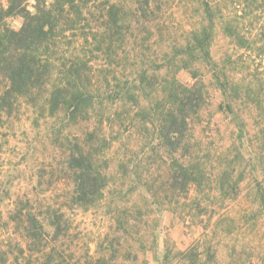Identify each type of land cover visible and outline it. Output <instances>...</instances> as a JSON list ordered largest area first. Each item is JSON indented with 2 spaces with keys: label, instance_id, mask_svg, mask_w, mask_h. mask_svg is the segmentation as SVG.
I'll use <instances>...</instances> for the list:
<instances>
[{
  "label": "trees",
  "instance_id": "1",
  "mask_svg": "<svg viewBox=\"0 0 264 264\" xmlns=\"http://www.w3.org/2000/svg\"><path fill=\"white\" fill-rule=\"evenodd\" d=\"M29 1L7 0L6 8L0 2V128L13 124L23 104L48 120L55 145L66 140V131L85 128L69 142L61 164L71 183L69 207L92 209L106 196L110 177L101 159L110 149L105 145L110 128L119 135L135 130L142 150H149L139 176L143 180L154 167L156 189L143 187L152 200L187 199L191 185L215 177L220 199L234 201L250 178L264 214V0H197L195 20L184 34L158 44L154 32L167 29L165 0H33V11ZM11 17L23 19L18 31L8 26ZM219 35L232 52L214 50ZM71 44L69 54L65 48ZM156 45L159 53H151ZM99 63L104 70L96 79ZM183 71L191 83L179 80ZM214 90L222 97L217 113L227 121L225 132H215L221 141L228 132L229 142L216 156L215 176L191 135ZM4 214L19 242L7 250L0 241V264H72L47 252L69 233L64 210L26 196L0 211V223ZM199 248L189 250L194 264L217 258L211 246Z\"/></svg>",
  "mask_w": 264,
  "mask_h": 264
},
{
  "label": "rangeland",
  "instance_id": "2",
  "mask_svg": "<svg viewBox=\"0 0 264 264\" xmlns=\"http://www.w3.org/2000/svg\"><path fill=\"white\" fill-rule=\"evenodd\" d=\"M0 2L7 7V0ZM165 2L170 6L163 18L167 29L154 32L156 44L167 36L183 35L184 28L194 22L197 14V0ZM34 4L33 0L28 3L32 11ZM6 21L16 31L23 24L20 17ZM73 49L72 44L65 48L69 54ZM214 50L218 55L232 52L221 35ZM150 52L158 54V45L152 46ZM94 70L97 79L104 69L99 63ZM178 78L183 83L192 82L184 71ZM221 101L220 93L214 90L210 105L202 113V122L194 124L191 131L192 143L195 139L200 141L199 155L207 157L202 160L207 172H213L214 176L219 172L216 156L229 144L228 132L222 134L223 141L215 132L217 128L226 130L227 121L217 113ZM40 114L23 104L13 124L0 128V192L5 198L0 202V211L11 210L26 196H36L43 206L64 210L71 224L69 233L66 238L50 243L47 252L62 254L72 264H194L189 250L211 246L218 253L217 258L202 257V264H264V214L260 212L255 181L247 178L234 201L220 199L217 179L210 177L212 182L191 185L187 199L177 197L171 204L159 203L143 191L147 184L156 189L154 167H149L150 173H143V180L139 176L146 169L149 150H142V141L135 130L130 135L123 130L119 135L109 128L105 130V145L110 149L106 158L101 159L110 177L106 196L92 209L69 207L71 183L61 164L69 142L84 133L85 128L79 126L66 131V140L55 145V135L51 134L54 130ZM249 115L252 122L256 114L251 111ZM113 137L119 139L112 141ZM199 210H202L200 214ZM5 220L4 214L0 241L10 246L4 248L9 250L19 240L14 226L6 227Z\"/></svg>",
  "mask_w": 264,
  "mask_h": 264
}]
</instances>
